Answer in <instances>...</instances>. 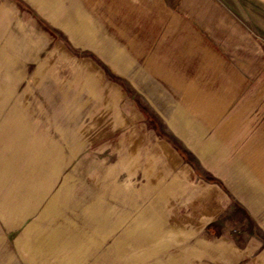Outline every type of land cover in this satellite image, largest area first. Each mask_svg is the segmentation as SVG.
Wrapping results in <instances>:
<instances>
[{
  "label": "rangeland",
  "instance_id": "374dc122",
  "mask_svg": "<svg viewBox=\"0 0 264 264\" xmlns=\"http://www.w3.org/2000/svg\"><path fill=\"white\" fill-rule=\"evenodd\" d=\"M14 2L0 264H264V0Z\"/></svg>",
  "mask_w": 264,
  "mask_h": 264
},
{
  "label": "crops",
  "instance_id": "0c3cea01",
  "mask_svg": "<svg viewBox=\"0 0 264 264\" xmlns=\"http://www.w3.org/2000/svg\"><path fill=\"white\" fill-rule=\"evenodd\" d=\"M13 6H6L4 3H0V9L3 8V9H7L11 12L12 16H13V19L11 20V22L9 23V25L7 26V28L11 25V24H16L17 26V31H21L18 29V24L21 26V19L25 18V16H28L30 17V13H27L28 11H26L25 9L22 8V6L20 5V3L18 4L17 2H14V4H12ZM20 12H22V16H20ZM17 13H19L17 15ZM30 60V59H29ZM25 61V60H23ZM180 82V80L178 81ZM0 91H2L0 93V96H2V94H7L9 93L10 91H7L5 88H2L0 89ZM47 158V157H46ZM6 162V161H5ZM4 165V164H3ZM6 167V165H4ZM44 198H46V195L43 196Z\"/></svg>",
  "mask_w": 264,
  "mask_h": 264
},
{
  "label": "trees",
  "instance_id": "16d2710c",
  "mask_svg": "<svg viewBox=\"0 0 264 264\" xmlns=\"http://www.w3.org/2000/svg\"><path fill=\"white\" fill-rule=\"evenodd\" d=\"M85 56H88V55H85ZM89 57H91V56L89 55ZM145 116H147V118H150V115L148 113H146V112H145ZM207 181L212 182V183H217V181L211 180V179H209Z\"/></svg>",
  "mask_w": 264,
  "mask_h": 264
}]
</instances>
